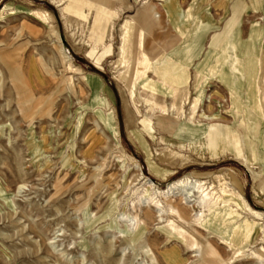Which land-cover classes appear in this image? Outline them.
Returning a JSON list of instances; mask_svg holds the SVG:
<instances>
[{"label": "rangeland", "instance_id": "374dc122", "mask_svg": "<svg viewBox=\"0 0 264 264\" xmlns=\"http://www.w3.org/2000/svg\"><path fill=\"white\" fill-rule=\"evenodd\" d=\"M149 4L166 34L134 90ZM236 100L238 118L260 122L253 176L203 145L233 129ZM263 135L264 0H0V264H264ZM189 180L204 187L167 186ZM226 207L253 221L250 236L217 218Z\"/></svg>", "mask_w": 264, "mask_h": 264}, {"label": "bare ground", "instance_id": "6f19581e", "mask_svg": "<svg viewBox=\"0 0 264 264\" xmlns=\"http://www.w3.org/2000/svg\"><path fill=\"white\" fill-rule=\"evenodd\" d=\"M176 15H177V20L178 21H182L183 17L179 18V16L181 17V14L176 12ZM137 22L139 24V27H137L138 28V32L137 33H139V36H140L141 39L145 40L146 44H144L141 47V51H142L141 53L143 55L142 68L139 70V72L138 71H133V73L130 75L129 82H128L127 86H128V88H131V89L134 88L135 80H137V79L141 80L142 78L146 77L147 72L150 69L152 70L153 73H156L155 67L152 66V68H151V63H153V61H154V57L152 55V53L154 52V49L150 48L148 45L149 44L152 45V43H154L155 40H157V38L154 36V33H159V32L162 33V32H164V30L162 29L163 27L161 28V26H162L161 15L156 10V8L154 7L153 4H149L147 6H145V5L142 6V10H141L139 18L137 19ZM154 27H157V28L161 29V31H155L154 32L153 31ZM254 31H256V30L255 29L253 30V28H252L250 33H253ZM165 34H166V31L162 35H165ZM147 37L149 38V41H146ZM236 69H237V71H240L241 74L244 75L245 66H243V68L242 67H237ZM89 77L92 79L94 86H96L97 83L101 84V82L99 81L98 77H96L94 75H91ZM170 77H173V75H169V81L167 79L166 81L162 80L160 82L162 84H164V85H166V82H169V84L167 85L169 87V89H171V88L174 89V87L176 86L175 83H177V82L176 81L175 82L172 81V79H174V77L173 78H170ZM247 78L250 81H252V79H253V84H254V79H255L254 74L249 75V77H247ZM157 80L159 81V78H157ZM137 86L142 87L144 89L146 87L145 84H142V85L137 84ZM134 90H135V88H134ZM150 92H152V91H150ZM152 93H154V92H152ZM200 99H201V94L198 95V97H195L194 103H193V106H192L193 108H194L195 104H197L200 101ZM103 100L104 99H101V101H103ZM104 101L106 103L107 100H104ZM147 105L150 108H153L155 106V107H159L162 110H165V108L163 106L158 105V103L154 102L153 100H147ZM240 106H241V104H238V101L236 100V102H235V111H234V114L232 115L233 119H232V122H231L232 125H233V126H231V128H233V129H228L225 126H220V125H219V128H211V130L209 131V136L207 137L208 141L206 140L203 143V145L206 146V145L212 144L213 147H216L218 149L220 148L223 152H226V151L231 152L234 155V157L239 158L241 160L240 162L242 163V165L247 167V169L249 170L250 174L253 176L255 171L251 168V165L253 164L254 154H253V150H251L250 147H251V145L253 147V143L255 144V142H254V140H251V138L248 136V134H251V133L253 134V130L258 134V132L260 130V122L257 121L253 125V122H251V121L248 122V120L244 121L242 118L241 119L238 118L240 116V111L238 110ZM254 106H255V103L253 104V108H254ZM107 114L109 116L115 118L114 117L115 115H114V112H113L112 109H108L107 110ZM240 127L244 128V134H242L241 136H240L239 133L235 132V130H237L236 128H239L241 130ZM247 127H249V129H250V131H251L250 133L247 131ZM263 139H264V135H263ZM248 149L251 150V153L248 155V157H246L245 153H246V150H248ZM135 167H138V165L135 164ZM145 182L148 185H153V182L150 179H146ZM187 185H189V187L192 188V190L193 189H196V190L198 189L199 190L200 188L204 187V186H202L203 183L201 181H198V180H189V181H186V182H184V181H180V182L176 181V182L169 183L167 186L170 189L171 187L173 188V186L185 187ZM233 191L234 190H232V192ZM209 198H210V196H208V193L204 194L202 197H200L199 204H202L201 206L203 208H205L206 206L209 205ZM150 200L151 199H149V201ZM212 201H213V199H212ZM240 202H242L241 205H243V208L245 210H247L249 213H251L252 215H255V216H261V212H256V211H253V209L248 208L246 206L245 201H244L243 198H241ZM151 203L153 204L154 202H151ZM191 204H192V202H191ZM208 207H210V206H208ZM217 215H218L217 218L220 221L228 220L231 223L232 236L243 235L245 237H248V236H250V234L253 231V228L255 227V225L253 224V221H248L246 219L238 220L237 218L239 217V213H237L235 210H231V209L227 208L226 211H224V212H217ZM169 227L172 229L173 232L179 234L184 239V241H186L189 244H191L190 246L195 244V241L190 239V237L194 236L192 230L187 229L186 227L181 226V225H176L175 226L173 223H169ZM176 236H178V235H176ZM205 250H206L207 255H211V254L213 255V253H215L214 250L211 247H207V249H205ZM260 255H264V249L263 248L260 249ZM202 259L203 260L206 259L204 252H203L200 260L202 261Z\"/></svg>", "mask_w": 264, "mask_h": 264}, {"label": "crops", "instance_id": "0c3cea01", "mask_svg": "<svg viewBox=\"0 0 264 264\" xmlns=\"http://www.w3.org/2000/svg\"><path fill=\"white\" fill-rule=\"evenodd\" d=\"M213 116H215V113H213ZM196 139H199V136H198L197 138H195L194 141H195ZM241 164H242V163H241ZM231 177H233V175H231ZM238 189H239V192L242 194V192H241V188L239 187ZM260 212H261V211H260ZM262 214L264 215V213H262Z\"/></svg>", "mask_w": 264, "mask_h": 264}]
</instances>
